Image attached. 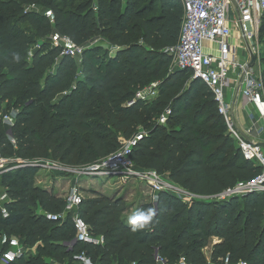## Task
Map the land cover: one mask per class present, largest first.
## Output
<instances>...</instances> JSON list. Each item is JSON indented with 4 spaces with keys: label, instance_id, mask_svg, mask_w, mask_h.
<instances>
[{
    "label": "trees",
    "instance_id": "16d2710c",
    "mask_svg": "<svg viewBox=\"0 0 264 264\" xmlns=\"http://www.w3.org/2000/svg\"><path fill=\"white\" fill-rule=\"evenodd\" d=\"M182 9L180 0H0V156L21 164L1 177L11 200L8 216L0 208V250L12 236L25 247L10 264H83L82 252L100 264H264V192L216 199L261 167L227 133L212 90L190 70H173L166 51L178 42ZM56 35L83 46L79 60L52 44ZM153 84L156 96L137 97ZM3 110L17 111L14 142ZM141 132L135 164L195 197L163 190L157 213L148 200L127 215L124 197L91 189L79 213L102 241L69 248L72 218L46 215L63 213L67 199L35 184L40 161L96 164ZM149 208L152 219L133 230L129 218Z\"/></svg>",
    "mask_w": 264,
    "mask_h": 264
},
{
    "label": "built area",
    "instance_id": "2783aa9c",
    "mask_svg": "<svg viewBox=\"0 0 264 264\" xmlns=\"http://www.w3.org/2000/svg\"><path fill=\"white\" fill-rule=\"evenodd\" d=\"M180 2L184 9V17L179 39L176 44L166 49L172 57V69L190 70L193 78H199L201 83L212 90L219 112L226 122L227 133L237 144L243 158L261 167V173L256 177L237 181L216 196V199L264 192V146L251 137V128L243 129L237 124L235 105L228 95L229 90L235 92L239 89L248 104H264L262 58L257 42L264 17V0H180ZM56 45L62 47L63 55L78 57L83 52V46L78 45L68 36H61L58 41L56 40ZM252 54L255 55V61L253 66H250ZM257 65L260 68L258 73L254 71ZM155 86L156 84H153L139 92L137 97L147 99L155 93L156 90H153ZM16 113V110H3V121L13 142L10 132ZM166 120L167 116L164 114L160 122L166 123ZM141 138L142 132L129 140H124L119 150L99 163L93 164V169L100 173L107 170L139 175L152 190L151 200L155 205V213L158 210V194L163 190L172 189V193L184 200L193 199L195 196L182 188H177L171 183L164 185L163 175L155 170L135 171L132 150ZM9 159L0 156V166L4 161H10ZM65 198L67 205L63 213L58 215L46 213L47 217L53 220H65L69 216L72 218L75 237L66 241L65 245L72 248L77 242H101L102 238L93 237L89 224L80 216L79 206L83 196L79 189L72 187ZM10 200L6 190L0 191V208L4 216L9 214L5 204ZM24 252L22 240L13 237L9 241L8 248L0 250V264H10ZM157 257L162 262V258ZM77 258L83 264H100L93 262L84 252ZM180 263L186 264L184 259H181Z\"/></svg>",
    "mask_w": 264,
    "mask_h": 264
},
{
    "label": "rangeland",
    "instance_id": "374dc122",
    "mask_svg": "<svg viewBox=\"0 0 264 264\" xmlns=\"http://www.w3.org/2000/svg\"><path fill=\"white\" fill-rule=\"evenodd\" d=\"M38 9V8H37ZM41 11H45L41 9ZM183 17H184V9H182ZM61 36H55L51 40L53 45H56V40ZM101 41L100 37H96L92 39L91 42ZM257 42L260 48V56L262 58L264 54V27L260 30L257 36ZM107 44V42L105 43ZM88 45V43L86 44ZM110 48H112L110 46ZM242 56L241 49L239 50ZM80 56L77 57L79 60ZM255 72H259L260 68L257 65L254 68ZM185 84L189 87L192 84V79H186ZM153 91V90H152ZM203 91L207 92V88H203ZM158 91L152 93L148 98H153L156 96ZM156 94V95H155ZM124 140H122V143ZM10 161H4L0 166V184L2 183L1 177L3 173L9 171V169L14 168L15 166L21 165L16 164L14 158H10ZM41 164L39 171L34 176V182L36 185L46 186L50 189H53L55 192L63 195L64 197L68 194L69 190L72 187H76L79 189L80 193L84 197L93 196L89 191L91 189L99 192H114L117 195H121L125 198L126 203L129 206L128 214H133L137 208H139L140 204L143 202H147L153 198V193L151 188L147 185V183L140 178L137 174L125 173L122 171L112 172L104 170V172H98L93 169V164H71V163H63L60 161H56L53 159L40 161ZM143 169L135 164V171ZM164 185L170 183V180L166 177H163ZM175 187L180 188L179 185L172 183ZM169 192H173L171 189ZM18 237V236H12ZM19 238V237H18ZM5 237H0V247L5 241ZM35 250V248H34ZM35 252V251H30ZM211 247L205 249L206 256L210 258Z\"/></svg>",
    "mask_w": 264,
    "mask_h": 264
},
{
    "label": "crops",
    "instance_id": "0c3cea01",
    "mask_svg": "<svg viewBox=\"0 0 264 264\" xmlns=\"http://www.w3.org/2000/svg\"><path fill=\"white\" fill-rule=\"evenodd\" d=\"M228 95L235 105L234 109L237 124L243 129L251 128V137L262 144L264 142V104H248L239 89L235 90V92L229 90ZM163 177L168 178L170 183H174L168 175H163ZM127 215L131 214L127 213ZM218 241V238L214 239V242ZM49 261L52 264H57V262L53 259H49Z\"/></svg>",
    "mask_w": 264,
    "mask_h": 264
},
{
    "label": "clouds",
    "instance_id": "9594fccd",
    "mask_svg": "<svg viewBox=\"0 0 264 264\" xmlns=\"http://www.w3.org/2000/svg\"><path fill=\"white\" fill-rule=\"evenodd\" d=\"M154 214H155L154 210L149 208L147 210H141L136 215L130 217L129 222L134 226L133 230H135L136 226L144 227V223H138V222L143 221L147 223L152 219Z\"/></svg>",
    "mask_w": 264,
    "mask_h": 264
},
{
    "label": "water",
    "instance_id": "95a60500",
    "mask_svg": "<svg viewBox=\"0 0 264 264\" xmlns=\"http://www.w3.org/2000/svg\"><path fill=\"white\" fill-rule=\"evenodd\" d=\"M254 61H255V55L252 54V60H251V62H250V66H253ZM193 79H194V80H199V78H193ZM262 145L264 146V142L262 143Z\"/></svg>",
    "mask_w": 264,
    "mask_h": 264
}]
</instances>
